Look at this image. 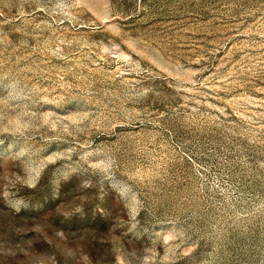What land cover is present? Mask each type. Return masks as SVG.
I'll use <instances>...</instances> for the list:
<instances>
[{"label":"rangeland","instance_id":"374dc122","mask_svg":"<svg viewBox=\"0 0 264 264\" xmlns=\"http://www.w3.org/2000/svg\"><path fill=\"white\" fill-rule=\"evenodd\" d=\"M0 264H264V0H0Z\"/></svg>","mask_w":264,"mask_h":264}]
</instances>
